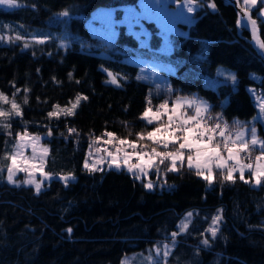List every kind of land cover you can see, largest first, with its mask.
I'll use <instances>...</instances> for the list:
<instances>
[{"label": "trees", "instance_id": "16d2710c", "mask_svg": "<svg viewBox=\"0 0 264 264\" xmlns=\"http://www.w3.org/2000/svg\"><path fill=\"white\" fill-rule=\"evenodd\" d=\"M20 1L21 7L0 6V92L16 97L23 109L20 116L0 119V264H118L125 254L163 240L174 244L167 260L176 264H264V179L257 185L250 172L241 180L235 170L233 180H226L227 169L215 167L209 183L206 175L189 169L186 159L177 162L175 171H168L170 161H165L159 174L153 167L149 176L137 175L125 165H110L108 152L117 147L101 148L99 139L107 131L119 143H136L137 151L153 147L158 151L162 145L138 138L137 133L147 137L155 127L167 124L170 107L155 108L177 94L207 98L209 112L223 115L224 124L236 131L239 121L251 119L257 106L248 88L255 86L264 94V59L251 43L250 31L239 27L234 5L198 0L196 18L182 22L186 33L171 37L170 60L148 56L173 67L167 69L168 84L155 87L140 77L138 64L124 58L132 48L98 53L104 44L92 34L87 16L56 18L71 7L88 13L99 5L139 0ZM257 9L249 10L264 41V18ZM152 28V42L159 45L162 37L156 25ZM30 33L47 38L25 48L21 38ZM115 41L138 44L124 25ZM218 65L235 70L236 89L225 80L216 89L204 85L205 76L212 77ZM113 74L119 84L109 81ZM78 95L80 104L66 115ZM148 107L162 113L152 124L142 118ZM52 112L59 115L50 116ZM258 124L264 138V123ZM20 133L41 134L49 147L46 170L70 173L75 179L43 180L39 192L33 184L5 180L6 152ZM254 148L260 155L259 147ZM129 149L125 144L118 154ZM89 150L99 158L91 156L85 164ZM149 178L156 182L153 189L146 187ZM218 206L224 217L212 236L207 227ZM193 208L198 213L181 232L178 222ZM174 232L178 235L173 238Z\"/></svg>", "mask_w": 264, "mask_h": 264}, {"label": "rangeland", "instance_id": "374dc122", "mask_svg": "<svg viewBox=\"0 0 264 264\" xmlns=\"http://www.w3.org/2000/svg\"><path fill=\"white\" fill-rule=\"evenodd\" d=\"M240 2L244 5V0H240ZM18 3L22 5L23 3L18 0ZM4 8H13L10 6H4L0 5ZM188 7H192L194 11L189 12ZM212 7V6H211ZM200 8V2L198 0H195L194 3H190V0H181V2H177V0H139L135 3H128L123 5H99L95 7L90 12L86 13L82 9H77L74 7L67 8L64 11L61 12V14L57 15L56 18L59 19H66L70 16L77 14L82 16H87V24L89 28L91 29V32L93 35L99 37L103 44H104V50L98 51L100 54H110L113 52H123V48H132V51L127 53L124 58L128 61L134 62L139 65L140 71V77L151 81L155 87L157 86H163L168 84V80L166 79V73L167 69H173L172 66H170L166 62H158L153 59H150L148 56L150 54L153 55L155 58H160L162 60H170L172 56V44H171V37L173 34H182L184 35L186 33L185 27H183L182 22L190 23L196 18V14L198 9ZM213 8V7H212ZM257 9V12L264 11V5H261L260 0H257V4L248 7V9ZM67 12V15H63V13ZM124 25L126 29L134 34V36L138 39V44H131L128 45L126 43L122 44L115 40H117L120 26ZM152 25H156V32L161 35L162 40L159 45H155L152 42L154 29L152 28ZM14 37V36H12ZM10 37L9 35H6L5 39L8 40ZM47 37L42 35H37L35 33H30L28 36H22L21 40L23 41V46L25 48H29L32 46L33 42H40L44 41ZM62 45L66 46L62 43ZM103 46V45H102ZM148 47H150V51L148 50ZM148 55L146 56L145 52H148ZM179 62H183L184 58H179ZM116 77V83H118V77L113 74L110 75L109 81L112 82V77ZM232 77H235L233 80ZM220 80H225L231 83L234 89L238 86V76L234 69L227 67L225 65H218L216 68V71L212 77L205 76L204 85L217 88V84ZM119 84V83H118ZM249 91L251 92V95L256 103L257 110L255 114L249 119L247 122L245 121H239L237 130H239L241 127H244L246 130L250 129L251 127H255L256 129V135L259 139L264 140L262 135L259 133L260 128L258 121H263L264 123V110L261 109L260 105L264 103V94L260 89H257L255 86H249ZM4 97L7 98V102L4 100H0V109H2L4 112L9 113V115L5 117H0L1 120L6 121L11 116H17L15 115V111L11 109V102L14 101L19 106V112L22 114V105L17 100L16 97L7 95L5 93L0 92ZM79 98V99H78ZM82 99V95H78L76 99L73 101L71 107H67L68 111H71L73 113L77 106L80 104ZM174 101V107L177 111V114L183 115V118L187 119L190 116L195 115V107L189 106V104L185 103L186 101H195L196 103L200 104L202 108H206L208 112L211 108L210 101L201 96L197 93L192 94H177L173 96ZM180 101L179 106H177V101ZM226 100V99H225ZM75 105V107H73ZM156 107V106H155ZM151 108V107H148ZM157 108V107H156ZM190 108L191 110H188ZM159 109V107L157 108ZM169 110V109H168ZM167 111V109H166ZM202 113V114H203ZM20 114V115H21ZM154 114L151 110V113L149 115ZM19 115V116H20ZM256 118L255 120L253 118ZM164 125V124H162ZM107 134L109 132H106ZM164 133L162 130L159 133H156V136ZM25 136V138L29 142V147L24 149V157H31L32 156V147L31 144L34 142L37 150V154H44V160H43V171L39 172L35 169H30V172L33 174V178L36 182H39L41 184V188L43 187L42 182L50 180L53 177L60 178L64 180V177H69V180H74L75 176L70 173H50L46 170L47 165V159L49 155V147L44 142L43 136L38 133H20L17 137H14L12 140L11 148H9L6 152V157H10L13 153L16 151V145L20 142V137ZM168 135V133L166 134ZM39 139H35V138ZM247 137L250 140V133L246 134L245 139ZM100 141L104 139L106 143L109 142L110 136H105L103 131L101 132V135L99 136ZM259 147V145H257ZM117 148L120 150L123 149V145H117ZM45 150L46 153H45ZM96 153V152H95ZM92 153V150H89V157L86 158L85 164H89V159L91 156H95L96 154ZM92 154V155H91ZM189 153L185 152V157ZM98 157V154L96 155ZM96 158V157H95ZM99 158V157H98ZM242 159V157L240 156ZM23 159V157H17V162ZM8 164L11 163V160L8 159ZM32 164H39L40 160H30L29 161ZM256 163V161H254ZM113 163V162H112ZM110 163V165H112ZM119 163V160H116V165ZM7 164V165H8ZM23 166V165H22ZM120 166V165H119ZM121 167V166H120ZM117 167V168H120ZM215 168V167H214ZM214 168H212L211 176L213 178ZM7 169V167H6ZM43 173H48V177H45ZM204 175H209L207 171L204 172ZM8 172H6L5 180L10 182L7 179ZM28 178V174L24 173L23 171L17 172L14 175V179L18 183H12V184H19L23 183ZM255 178V177H254ZM67 182V183H68ZM152 182L155 187V181L151 178L146 180L147 183ZM35 186V184H33ZM153 187V188H154ZM151 188V189H153ZM149 189V188H148ZM192 213L191 217H188L187 214ZM198 213L197 208L189 209L187 210L181 219L178 222V227L181 232H183L181 229L184 227L185 224H187V228ZM220 216V222L218 224V229L221 225V222L224 217V210L222 206H218L215 209V212L213 213V217L210 220V223L207 227V231L210 232V226L213 224V218L216 216ZM176 233V232H174ZM157 247H160L162 249L161 254H157L155 249ZM167 248L168 252L170 253L172 249L174 248V244L169 240H163L158 241L155 245L147 247V249L144 250H138L133 251L131 253L125 254L121 261L118 264H176L173 262H168V256H164L163 249ZM151 257V258H149Z\"/></svg>", "mask_w": 264, "mask_h": 264}, {"label": "snow or ice", "instance_id": "6c2138e0", "mask_svg": "<svg viewBox=\"0 0 264 264\" xmlns=\"http://www.w3.org/2000/svg\"><path fill=\"white\" fill-rule=\"evenodd\" d=\"M177 2H181V0H177ZM195 0H190V3H194ZM261 5H264V0H260ZM257 0H244V11L247 12L248 7L256 5ZM0 5L4 6H10V7H21L18 3V0H0ZM213 8L215 5H211ZM34 7V5H33ZM188 11L192 12L194 9L192 7H188ZM63 15H67V12L63 13ZM258 15L264 16V11L258 12ZM250 21L253 32L255 34L256 31V21L251 20V17H247L245 21V25L247 22ZM3 37H0V40H2ZM11 39V38H9ZM17 39H20V37H17ZM260 48L264 49V41H259ZM234 80L235 77H232ZM112 82L116 83V77H112ZM19 91V89H17ZM86 99V97H84ZM79 99V98H78ZM0 100H4L7 102V98L4 97L2 94H0ZM25 102L26 99H25ZM185 103L189 104V106L195 107V115L190 116L187 119L183 118V115L177 114L175 116V119L173 116L168 117V123L167 125H161L160 127H155L153 131L147 133V137H144L143 133H137L138 138H147L149 140H152L154 143L162 145L165 151L158 152L155 147L151 149V152H145L143 151V148H141L140 151H137V144L134 142H128L126 140H120L121 145L127 144L129 148L133 150V153L138 157L142 158L145 155H149L152 157H159V164H154V161L150 159L147 163V167H155L157 174H159V165H162L165 163V161H170V167L167 169L168 171H175L177 170L176 164L177 162H181L183 164L185 159V151L190 152L187 156V164L189 169L195 168L197 171V175H204V172L207 171L209 175L204 176V179L207 180L209 183L212 182V166L213 164L215 167L220 169H227L228 175L224 177L226 180H233V171L238 170L240 173V179H244V171L245 169L250 170V175L255 177V183L259 185L261 183V180L264 179V140H261L256 135V129L255 127H251L250 129H245L244 127H241L239 130L235 131L234 136L232 132H228L226 135V129L227 124H225L224 128L220 127V124H216L215 127H204L202 124V121L205 119V117L202 115L204 111H207L206 108H202L200 104L196 103L195 101H186ZM180 101H177V106H179ZM75 107V105L73 106ZM161 109L166 108V102L164 104H161L159 106ZM261 109L264 110V103L260 105ZM11 109L15 111V115L19 116L21 113L19 112V106L12 101L11 102ZM175 111V109L173 110ZM151 113V108H148L144 111L142 118L146 120L147 124H152L154 120H159L160 115L162 113H154L152 115H149ZM67 114H72L71 111L66 112ZM9 113L4 112L2 109H0V117H7ZM50 116H56L59 115L58 113L52 112L49 113ZM256 119L255 117L253 118ZM5 127H9V125H5ZM164 131L168 133V135L165 136L163 140H158L156 137V133H159L161 131ZM69 131L74 132L75 129H69ZM179 133V134H178ZM250 133V140L245 139L246 134ZM108 135L111 137L113 134L108 133ZM217 136L220 138V142L213 143V141L217 138ZM35 139H39L38 137ZM169 145H172L175 147L174 151H168ZM178 145V146H176ZM259 145L260 155L256 156L254 159L256 161L255 165L252 163L244 164L241 163L240 160V153L244 152L246 153L247 159H253L251 156V152L255 146ZM251 146V147H250ZM29 147V142L25 138V136L20 137V142L16 145V151L13 153L8 159L11 160V163L7 165V172L8 176L7 179L12 183H18L14 179V175L17 172L23 171L24 173L28 174V178L23 181V183L28 184H35V189L37 192L41 189V184L39 182H36L33 178V174L30 172V169H35L36 171L42 172L43 171V160H44V154H37L35 143L33 142L31 144L32 147V156L24 157V149ZM221 148L227 151V160L225 157L221 154ZM47 150H45L46 153ZM120 149L117 148V152H119ZM109 156H112V161L114 164H116V157L112 155V153H109ZM17 157H23L17 162ZM128 153L125 151L124 153V162L127 163L128 161ZM40 160L41 162L39 164H32L29 161L30 160ZM228 160L234 161V165L229 167ZM23 165V166H22ZM117 167H119V164H117ZM129 170H137L141 175L145 174V165L144 164H136V165H128ZM0 171H3L2 168H0ZM45 177H48V173H43ZM65 183L68 182L69 177L63 178ZM147 188L151 189L154 187L152 182L147 183ZM188 217L192 216V213L187 214ZM221 217L218 215L213 218V224L210 226V232L212 236H215L218 229V224L220 222ZM187 229V224L184 225V227L181 229L182 231H185ZM67 231L70 233L72 231L71 228L67 229ZM178 235V233H173V238ZM204 243L207 244L208 241L204 240ZM156 253L159 255L161 254L162 249L160 247H157L155 249ZM164 256L169 255L167 248L165 247L163 249ZM151 258V257H149Z\"/></svg>", "mask_w": 264, "mask_h": 264}, {"label": "crops", "instance_id": "0c3cea01", "mask_svg": "<svg viewBox=\"0 0 264 264\" xmlns=\"http://www.w3.org/2000/svg\"><path fill=\"white\" fill-rule=\"evenodd\" d=\"M261 16V15H260ZM263 18H264V16H262ZM175 109V107H174V105L172 106V108L171 109H169V111H170V113H171V115H169V116H173V114H177V111H176V109H175V111H173ZM188 110H191L190 108H188ZM167 120H168V118H167ZM164 125H167V124H164ZM166 132H164V133H161V134H159V135H157V136H162V137H164L165 138V136H166ZM156 136V137H157ZM247 139H249L248 137H247ZM176 146H178V145H176ZM173 148H174V146H172V145H169V147H168V151H174L173 150ZM138 151H140V150H138ZM158 151L159 152H163V151H165V149L163 148V147H161L160 149H158ZM186 153H189V154H191L190 152H188V151H185ZM108 153H112V155L113 156H115L116 157V160H119V165L120 166H122V165H125V167L129 170V167H128V165H136V164H144L145 165V174H143V176H149V174H150V171H151V169L153 168V167H147V163H148V161L150 160V159H152L153 161H154V164H155V162L159 159V157H152V156H148V155H145V156H143L142 158H138L134 153H133V150H131V149H129V150H127V153H128V156H129V158H128V161H127V163H125L124 162V159H123V157H124V153L125 152H123L122 154H118V153H120V152H118V153H114V152H108ZM221 154L225 157V159L227 160V151L226 152H224V151H221ZM110 157V159L109 160H111V162L110 163H112L113 161H112V156H109ZM185 159H186V161H187V158L185 157ZM240 160H241V163H244V164H249V163H252L253 165H255V160H253V161H250V162H247V161H245V160H243V159H241L240 158ZM234 164L235 162L234 161H231V160H228V165H229V167H231L230 165L231 164ZM113 164V166L114 167H116L117 168V166L116 165H114V163H112ZM119 166V167H120ZM215 167V165L213 164V166H212V168H214ZM133 173H136L137 175H141L137 170H131ZM235 171V170H234ZM233 171V172H234ZM236 171H238V170H236ZM248 172H250V170H248V169H245V171H244V173H248ZM147 180V179H146Z\"/></svg>", "mask_w": 264, "mask_h": 264}, {"label": "built area", "instance_id": "2783aa9c", "mask_svg": "<svg viewBox=\"0 0 264 264\" xmlns=\"http://www.w3.org/2000/svg\"><path fill=\"white\" fill-rule=\"evenodd\" d=\"M166 104H170V102H166ZM205 117V119L202 121V124L204 125V127H215L216 124H220V127L221 128H224L225 124H224V117L223 115H218V116H214L212 114H207V115H203ZM226 131V135L228 134V132H232L233 133V136H234V133H235V130L230 128V127H227V129L225 130ZM107 131H103V133L105 134V136H109L107 133ZM111 133V132H109ZM113 134V133H112ZM118 137L116 135H112L109 139V142L106 143L104 141V139L100 142V147L101 148H106V147H117V145H121L118 141H117ZM220 142V138L217 136V138L213 141V143H218ZM251 147V146H250ZM152 148V147H150ZM223 148H221L222 150ZM148 152H151V149L147 150ZM243 155L244 158H246V153L242 152L241 153ZM258 152L256 151L255 148H253L252 152H251V156L253 158H255L256 156H258ZM247 159V158H246Z\"/></svg>", "mask_w": 264, "mask_h": 264}, {"label": "water", "instance_id": "95a60500", "mask_svg": "<svg viewBox=\"0 0 264 264\" xmlns=\"http://www.w3.org/2000/svg\"><path fill=\"white\" fill-rule=\"evenodd\" d=\"M228 2H230L231 4L234 5V7L236 8L237 11V15H238V25L239 27H246L251 34V43L253 44L254 48L258 51V53L263 57L264 59V49L260 48L259 46V41H263L261 34H260V26L258 24L257 18H255L252 14L251 10H247V12L244 11V6L241 4L240 0H226ZM251 17V20H255L256 21V31L255 34L253 32V28L252 25L250 23V21L247 22V24L245 25V21L247 19V17Z\"/></svg>", "mask_w": 264, "mask_h": 264}]
</instances>
